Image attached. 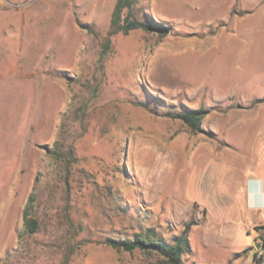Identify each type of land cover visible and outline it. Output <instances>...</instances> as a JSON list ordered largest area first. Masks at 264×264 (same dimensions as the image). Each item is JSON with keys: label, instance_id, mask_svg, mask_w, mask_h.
Instances as JSON below:
<instances>
[{"label": "rangeland", "instance_id": "obj_1", "mask_svg": "<svg viewBox=\"0 0 264 264\" xmlns=\"http://www.w3.org/2000/svg\"><path fill=\"white\" fill-rule=\"evenodd\" d=\"M117 1L0 0V264H166L106 240L189 223V245L246 237L233 191L264 166V0H137L165 32L112 35L103 60ZM199 107L197 132L169 116ZM62 129L71 167L49 153Z\"/></svg>", "mask_w": 264, "mask_h": 264}, {"label": "trees", "instance_id": "obj_2", "mask_svg": "<svg viewBox=\"0 0 264 264\" xmlns=\"http://www.w3.org/2000/svg\"><path fill=\"white\" fill-rule=\"evenodd\" d=\"M136 2L137 0L117 1L112 18V27L109 31L110 37L106 40L104 46L103 60L110 47L112 35L120 32L129 34L136 29L165 32V26L163 24L154 20H141L134 16L133 8ZM124 11H126L125 15ZM207 114L208 110L203 107L183 108L169 112V116L182 120L193 132H197L201 129L202 120ZM49 153L55 159L66 162L68 167H71L72 163L77 161L74 143L67 140L66 131L63 129L60 131ZM36 210L37 193L34 190L24 209V228L21 233L22 237L36 233L39 230L40 220L36 216ZM191 225L192 224L189 223L174 242L168 241L163 236L148 229L147 231L136 232L132 238H108L106 243L117 250L134 251L139 249L145 252H155L161 257V263L187 264L183 256L186 251L191 250L187 236ZM256 229L259 231V234H264V226H257Z\"/></svg>", "mask_w": 264, "mask_h": 264}, {"label": "crops", "instance_id": "obj_3", "mask_svg": "<svg viewBox=\"0 0 264 264\" xmlns=\"http://www.w3.org/2000/svg\"><path fill=\"white\" fill-rule=\"evenodd\" d=\"M233 194L239 224H234L232 237H236L240 225L242 231L247 233L246 237H242L240 245L232 249L226 245L217 246L209 238L203 240V245H198L190 236L191 251L199 258L197 264H215L217 260H223V264H252L258 249L259 231L256 227L264 226V166L248 165L243 180Z\"/></svg>", "mask_w": 264, "mask_h": 264}, {"label": "built area", "instance_id": "obj_4", "mask_svg": "<svg viewBox=\"0 0 264 264\" xmlns=\"http://www.w3.org/2000/svg\"><path fill=\"white\" fill-rule=\"evenodd\" d=\"M262 236V239L259 238ZM258 242H260V247H257V252L252 259V264H264V234H259Z\"/></svg>", "mask_w": 264, "mask_h": 264}, {"label": "water", "instance_id": "obj_5", "mask_svg": "<svg viewBox=\"0 0 264 264\" xmlns=\"http://www.w3.org/2000/svg\"><path fill=\"white\" fill-rule=\"evenodd\" d=\"M260 239H262V236H259ZM257 247H260V242L256 244Z\"/></svg>", "mask_w": 264, "mask_h": 264}, {"label": "bare ground", "instance_id": "obj_6", "mask_svg": "<svg viewBox=\"0 0 264 264\" xmlns=\"http://www.w3.org/2000/svg\"><path fill=\"white\" fill-rule=\"evenodd\" d=\"M169 175H170V174H169ZM169 175H168V178H169ZM164 176H165V175H164ZM164 176H163V177H164ZM160 177H161V176H160ZM161 178H162V177H161ZM164 179H165V177H164Z\"/></svg>", "mask_w": 264, "mask_h": 264}]
</instances>
